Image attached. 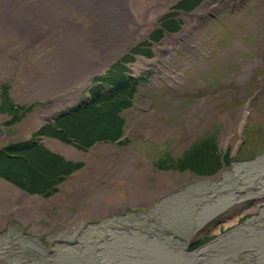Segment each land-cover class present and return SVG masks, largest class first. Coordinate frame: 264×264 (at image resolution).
I'll return each mask as SVG.
<instances>
[{
  "label": "rangeland",
  "instance_id": "1",
  "mask_svg": "<svg viewBox=\"0 0 264 264\" xmlns=\"http://www.w3.org/2000/svg\"><path fill=\"white\" fill-rule=\"evenodd\" d=\"M86 2L46 0L40 17H27L33 33L15 37L0 58V149L35 140L70 169L52 172L56 183L32 192L30 214L15 199L9 215L16 221L1 216L0 264H264V0H107L93 9ZM110 5L122 7L118 35ZM171 18L176 31L167 30ZM73 29L84 36L81 48L99 58L78 66L69 40L56 51ZM70 49L77 65L65 76ZM117 64L122 72L111 82L137 80L130 105L111 114L99 102L100 113L85 109L71 119L87 121L74 130L90 129L93 145L44 133L98 88L114 91L99 80ZM107 114L110 122L101 118ZM216 151L213 166L208 155ZM24 155L2 159L33 175ZM33 164L42 170L39 160ZM83 165L78 186L89 194L79 201L92 206L87 217L80 227L44 230L41 208L56 204L58 187ZM40 195L51 201L40 205ZM106 195L110 211L93 217Z\"/></svg>",
  "mask_w": 264,
  "mask_h": 264
},
{
  "label": "trees",
  "instance_id": "2",
  "mask_svg": "<svg viewBox=\"0 0 264 264\" xmlns=\"http://www.w3.org/2000/svg\"><path fill=\"white\" fill-rule=\"evenodd\" d=\"M167 22H169V26H167V30H169V31L178 30L179 22L176 19L174 20L171 18V20H167ZM121 68H122V65L117 64L116 66L110 68L109 73L106 74V76H104L103 79L99 80V81L104 82L103 85H107L106 84L107 81H108V83H111L113 86L112 88H114V91H112L111 93H109L107 95V94H103L101 89L98 88V90H95L94 95H92L91 102H84V104L82 103L80 106L77 107V109H75L76 107L74 109L72 108L71 114L64 115V117L58 119V121H55L54 125H49L50 128L46 129L44 131V133L49 134V132H50L51 133L50 135L57 136L63 140L65 138L68 141L69 140L75 141L78 144H80V146L82 148H88L91 145H93V143L97 139L94 138L95 137L94 134H93V137H91L92 135H91L90 129L82 131L79 134H77V132L75 131L76 129H78L80 131L81 128H83L84 125L87 124V121H85V122H72V121H74L75 119H78L80 117V114H81L80 111L85 110V109H88V111L90 109L91 110L97 109L96 111H98L100 113V111H102L99 108L100 106L99 107L95 106L99 102H102L104 105L108 104L111 107V108H109V110H107V113H111V110L119 113L121 109L126 108L130 105L129 99L131 98L134 90L137 87V85H136L137 80L134 77H129L127 75H124V76H121V77L114 79V81L111 82L112 78L116 74H118L119 72L121 74V72H122ZM115 98H116V100H115ZM119 99L121 102L118 101ZM114 107H115V109H114ZM75 111H77L78 113H76ZM100 116H102V115H100ZM97 117H99V116H97ZM103 117L105 118V121H107V122H110L112 119L111 117H109L108 114H107V116L103 115L101 118H103ZM73 118H75V119H73ZM71 119H73V120L71 121ZM68 123H70L72 125H69ZM68 128H70L71 131ZM74 128H75V130H74ZM74 131L76 132V134L74 133ZM63 134H66L68 137H65V136L63 137L62 136ZM74 135H76L77 137ZM34 144H35V140H32V141L27 140V141H22V142H18V143L12 142V143H9L8 145H6V148L0 149V162H1V164L3 163V165H2L3 169L8 168V165L6 164L7 160L5 158L2 159L3 156L22 157L23 158V157H25L24 153L29 152L30 156H27L26 161H28L27 164H28L29 168L32 171H34L33 175H29V174H28V176L24 175L26 169L25 168L23 169L21 167V165H19L20 168H18L17 170L16 169H14V170L13 169L12 170L7 169L6 170L7 172L0 173V175L11 180V181H13L14 183L19 185L23 189L29 191L30 193H32V192L42 193V190H45V189L48 190V188L51 186L52 183H54V184L56 183L55 180H52L53 179L52 178L53 175H51L52 172L59 170V172H62L59 175H65V173L67 171H69L70 169H69V167H66L65 164L63 165L62 164L63 162L59 163V160L56 159L57 157L54 156L53 154H51L50 150H48L45 147L36 148V145H34ZM33 148H35V149L33 150ZM12 153H21V154L20 155H17V154L13 155ZM3 154H6V155H3ZM216 154H218L217 151L214 155H212L211 153H209V155H208L209 160H211L212 158L214 160L213 166H215L217 164V161L219 162V156ZM54 157H56V158H54ZM36 160L37 161L39 160V162H40L39 166H41L42 170H40V169L39 170H37V169L33 170V169H35L33 162L34 161L36 162ZM9 167L11 168V165ZM57 175H58V173H57ZM58 180H59V178L57 177V181ZM53 189L51 187V190H53ZM192 245H194V244H191V246H189V248L190 247L193 248ZM255 256H257V255H255ZM255 258L257 259V257H255Z\"/></svg>",
  "mask_w": 264,
  "mask_h": 264
},
{
  "label": "crops",
  "instance_id": "3",
  "mask_svg": "<svg viewBox=\"0 0 264 264\" xmlns=\"http://www.w3.org/2000/svg\"><path fill=\"white\" fill-rule=\"evenodd\" d=\"M63 143H65V142H63ZM83 167H84V165L77 168L72 173V174L76 175L77 177L75 176L73 179L71 178V180L69 179V180L63 182L58 187V190L60 191V193H57L55 195V197L57 196L56 204H54L52 208L50 207L49 208L50 210L48 209L51 216L48 215L49 213L46 214V211H48L46 209L47 206L43 205L44 208H41L44 210V214L46 215L43 218V220L48 221L46 226L42 225V228L44 230H46L48 228V225H59L60 229L64 230L65 226H67V225L70 226L71 223H76V222H77L76 223L77 226L79 225L78 227H80V224H81V222H83V219L87 217V216L85 217V215L87 214V212H85V211L87 209H91L92 206L89 207V204L87 202H86L87 203L86 204L85 202L82 203L79 201L80 199H84V198L88 197V194H89V193L81 190V187L78 186V184L82 181L80 179V176L81 175H87L88 168L86 167L84 169H81ZM84 171H86V172H84ZM1 186L6 187L7 191H5V190L3 191ZM9 187H11L12 189H9ZM82 193L83 194L85 193L87 196L82 195ZM105 193H107V192L103 191L102 195ZM76 195L77 196L79 195L78 200H76ZM130 196L140 198V196H138V194L135 195V193L131 194ZM131 197H129V198H131ZM39 198H40V205H41V203H43V200H44V202L51 201V200L45 199L42 195H40ZM15 199H16V201L23 203V206L20 210L23 211L22 209H27V211L29 210L28 213L30 214L31 208H32L31 204H33V201H35V199H37V198L35 195L30 193L29 191L24 190L23 188H21L19 186H15L13 183L11 184V182L0 177V207H1L0 208V218L2 215L7 217L9 214H11L15 210V208L12 207V206H14L13 203H14ZM111 199L112 198L111 197L109 198L108 195L102 196V198H100V201L103 204V206H101V208L102 207H104V208L103 209H100V208L99 209H97V208L92 209L95 212L94 214H92V216L93 217H102L101 215L107 214V212H109L110 210H108L109 208L105 207V204L107 202H109ZM105 201H107V202H105ZM125 201H127V199H125ZM62 205H67L68 207H65V208H67V210H65V208ZM53 208H55V209H53ZM96 210H99V211H96ZM52 211L54 214H52ZM89 213H91V212H89ZM109 214L110 213H108V215ZM9 216L11 217V221H8V224L12 223V221H16L14 214L9 215ZM8 224H6V225H8Z\"/></svg>",
  "mask_w": 264,
  "mask_h": 264
},
{
  "label": "bare ground",
  "instance_id": "4",
  "mask_svg": "<svg viewBox=\"0 0 264 264\" xmlns=\"http://www.w3.org/2000/svg\"><path fill=\"white\" fill-rule=\"evenodd\" d=\"M5 1L4 4H0V58L4 57L5 55L8 54V52L11 50L12 45H13V39L15 37H20L23 36L24 33H33L29 30H34V28L30 25V22L32 20L31 19V15L33 12H39V17L41 16V14L44 12L45 10V1L46 0H20L22 2H19V0H12V1H7V0H2ZM62 2L63 0H57V3ZM65 1V0H64ZM107 0H87V2L85 3L88 7L90 8H95L99 5H101L102 3H106ZM16 9L17 13H19V16L17 17H13L11 16L12 14V10ZM110 9L112 10H116V12L118 13L117 15L119 16V18L117 17V20H114V24H113V31L114 34L118 35L121 34L122 32L125 31V23L124 20H122V16H123V12H122V7L119 5H110ZM21 16H26V20L27 17H29V20H22L20 21ZM192 16V15H191ZM127 16L124 17V19H126ZM26 22V24H25ZM76 25V24H75ZM35 27V26H34ZM186 29H189V27H187ZM186 29H184V31L181 33L183 34ZM78 31H76V29L70 30L69 34H67L64 39V41L62 42V44H60V46H58L56 48V51L60 50V52L63 49L64 46H67V42L68 40L70 42H72L73 44H71L72 46L76 47V50L74 52V56L77 58L79 61H81L82 64H78V66L83 65V63H86L87 59L89 60H96V58H99V55L94 54L92 51V54L89 55V49L87 50H83L82 47V37H79V33L77 34ZM39 34H34L35 37H38ZM81 35V34H80ZM9 37L8 41H4L5 44H8V47H6L5 44H1V42L3 41V39H5V37ZM73 37V40H70ZM81 38V39H80ZM175 38V37H174ZM69 44V43H68ZM71 48V46H70ZM62 49V50H61ZM70 53H69V62L65 61V68L66 70H64L65 76H70V72H68L69 69H74L75 65H77L75 63L74 59L75 57L71 56L73 51L72 49H70ZM82 50V51H80ZM160 51V50H159ZM63 56V55H62ZM70 57L73 58V60L70 59ZM93 61V62H94ZM71 62V63H70ZM87 66L88 65H84ZM84 69V68H83ZM75 94V93H74ZM70 95L68 96H64L62 99H66L68 98ZM75 96V95H74Z\"/></svg>",
  "mask_w": 264,
  "mask_h": 264
},
{
  "label": "water",
  "instance_id": "5",
  "mask_svg": "<svg viewBox=\"0 0 264 264\" xmlns=\"http://www.w3.org/2000/svg\"><path fill=\"white\" fill-rule=\"evenodd\" d=\"M57 116H55L54 118H56Z\"/></svg>",
  "mask_w": 264,
  "mask_h": 264
}]
</instances>
